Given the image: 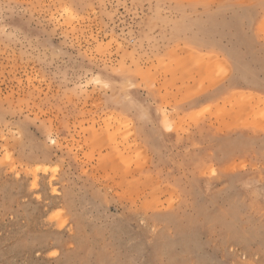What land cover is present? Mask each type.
I'll return each instance as SVG.
<instances>
[{
	"label": "rangeland",
	"instance_id": "374dc122",
	"mask_svg": "<svg viewBox=\"0 0 264 264\" xmlns=\"http://www.w3.org/2000/svg\"><path fill=\"white\" fill-rule=\"evenodd\" d=\"M248 21L264 42V0H0V264H264Z\"/></svg>",
	"mask_w": 264,
	"mask_h": 264
},
{
	"label": "crops",
	"instance_id": "0c3cea01",
	"mask_svg": "<svg viewBox=\"0 0 264 264\" xmlns=\"http://www.w3.org/2000/svg\"><path fill=\"white\" fill-rule=\"evenodd\" d=\"M255 29V21H248L237 28L236 72L233 79L240 90L264 93V42L257 41ZM220 47L225 49L229 45L221 42Z\"/></svg>",
	"mask_w": 264,
	"mask_h": 264
},
{
	"label": "bare ground",
	"instance_id": "6f19581e",
	"mask_svg": "<svg viewBox=\"0 0 264 264\" xmlns=\"http://www.w3.org/2000/svg\"><path fill=\"white\" fill-rule=\"evenodd\" d=\"M256 128V127H255ZM262 129V128H261ZM257 130V129H256Z\"/></svg>",
	"mask_w": 264,
	"mask_h": 264
}]
</instances>
